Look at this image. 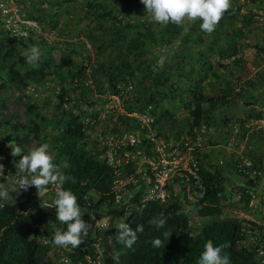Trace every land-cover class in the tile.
<instances>
[{
  "label": "trees",
  "instance_id": "trees-1",
  "mask_svg": "<svg viewBox=\"0 0 264 264\" xmlns=\"http://www.w3.org/2000/svg\"><path fill=\"white\" fill-rule=\"evenodd\" d=\"M53 1L51 5L62 8L49 9L46 0H20L30 18L57 28L62 22L63 6L61 2ZM80 4L77 0H66L65 8L75 10ZM108 6L103 0L86 1L83 12L85 18L79 19L78 23H88L87 40H96L93 45L98 54L103 57L106 53L108 56L91 65L82 63L76 72L78 77H82L91 68L93 83L99 93L120 95L119 87L133 85L138 91V86V97L125 103L126 110L129 113H148L154 118L152 126L158 132L157 138L164 137L173 143H181L178 139L181 133L175 129L173 135H164L161 131L162 121L172 119L176 123L173 119H176L175 114L180 108L190 114L188 134L194 137L197 131L195 128L211 122L223 109L232 107L228 105V98L239 93L231 81L233 75L226 77L225 71L242 65L240 54L242 41L247 36L245 29L248 28V33H252L250 26L253 27L254 17L260 18L259 13L249 11L242 16L243 7L237 5L224 13L213 32L205 33L200 30L199 19L189 26L183 21L180 27L174 24L152 28V22L146 21L128 22L125 28L121 24L119 13L115 14V10ZM254 6L259 8L261 5L254 3ZM121 11H126L130 17L132 15L129 7ZM72 23L74 22L70 21ZM91 23L93 28L90 27ZM70 24L66 22L63 25L65 28L61 26L60 30L67 29L72 35L73 27ZM70 28L72 29L69 30ZM76 34L79 36V32ZM205 35H208V40ZM33 44L39 46L41 55L38 61L29 64L25 52ZM6 45H18L23 54L10 61ZM51 45L46 42L40 44L18 41L0 29V93L13 90L19 91L22 97H29L34 95L26 93L30 85L34 83L37 87H42L35 92L33 99L31 97L32 103L28 100L27 124L17 122L12 125V119L8 116L4 123H0V164L5 173L0 176V185L3 186L0 190H7L13 196L12 200H8L5 193L0 196V264H54L51 259L52 251H61L58 256L66 264H117L113 259V254L117 251L119 264H199L204 246L208 243L214 246L224 245L223 251L229 255L231 264H258L255 252L242 243L243 238H248L242 232V225L247 221L235 214L223 217L227 209L248 211V196L243 190L240 192L242 199H236L234 193H238L237 186L227 191L221 179L222 170L214 174L206 163L199 167V178H191L194 183L195 211L188 209L186 188L178 178L174 180L179 184L178 193L173 192L174 185H170L168 203L151 202L142 207L144 190L135 186L126 196V201L116 202L114 186L117 176L114 169L101 158L104 154L102 146L99 144L96 149L93 147L94 142L92 144L88 141L87 127L73 111H62V104L69 102L66 98L68 90L65 86V70L72 67V53L63 54L57 67H54ZM46 46L50 49L47 50ZM255 48L264 56V44L256 45ZM212 55L217 56L216 63H213ZM163 56L165 59L160 64ZM228 60L231 61L227 62ZM69 75L73 77V73ZM52 78H57L61 86L57 105L52 104L48 97L51 95L45 96L46 92H50L47 84ZM210 78V83L222 79L228 81L218 96L208 93L204 86ZM243 91L241 89L240 92ZM87 92L92 93L90 89ZM149 106L151 108L147 112ZM49 109L51 115L46 113ZM249 116L254 115L250 112ZM257 116L261 117L262 114L258 113ZM119 121L126 129L138 130L141 127L137 119L121 118ZM222 122L227 123V118L224 117ZM40 125L53 127L55 134L48 138L54 144L53 162L58 166L60 174L68 177L61 187L76 195L82 219L92 225L88 236L75 249L51 243L55 231L66 228V225L55 219L52 201L56 184L47 186L48 194L43 201L29 192L19 197L12 190L14 178L18 176L13 161L19 157L5 154L4 150L11 149L6 144L19 145L22 148L21 155L25 154L29 136L34 132L38 133ZM172 137L177 139L173 140ZM224 139L217 144H222ZM145 144L147 143L143 141V145ZM208 156L198 152L199 159L202 157L205 161L210 158ZM256 163L261 166L260 160L258 162L256 159ZM161 213L167 217V222L164 228L156 229L149 221ZM103 219H108L110 226L98 229L97 223ZM122 223L128 224L133 230L138 225L143 227L130 249L117 239ZM164 232L168 235L164 236ZM156 237L162 240L159 248H153L150 243ZM97 243L100 244L99 249L96 248ZM97 249H102L101 253Z\"/></svg>",
  "mask_w": 264,
  "mask_h": 264
},
{
  "label": "rangeland",
  "instance_id": "rangeland-1",
  "mask_svg": "<svg viewBox=\"0 0 264 264\" xmlns=\"http://www.w3.org/2000/svg\"><path fill=\"white\" fill-rule=\"evenodd\" d=\"M48 3V8H62L58 6L51 5L54 1L53 0H46ZM65 1L66 0H55L56 2H61L63 9H62V21H66L70 24V21L74 22L70 24L69 30H71L73 33L72 36L69 34L68 30H59L58 27L55 29H58L59 40L55 41L51 48L52 51V58H53V65L54 67H57L59 64L62 55L72 53L71 55V62L72 67L70 69L65 70V73L67 74V79L65 86L68 90V103L62 104V111L63 110H71L73 113L79 117L80 120L84 123V125L87 127V139L88 141H91L92 144L94 142V148L98 149L96 146H99L101 142H99V136H97L98 133H100L102 136L107 135L108 133L113 132H119L124 129H126V126L124 124L120 123V119L124 118L126 119V113H129L126 110L125 104L127 101L134 100L138 97V92L140 88L137 89L132 86L124 87L125 85L119 87L121 89V94L117 95L119 101L117 102L113 97L114 96L111 92H104L99 93L97 88L95 87V83H93V77L91 73V68H88L84 75L82 77H78L76 72L79 69V66L84 63L85 65H91L94 62H101L104 59H106L108 56L106 53L102 57L100 54H98V51L96 50V47L93 45V42L95 41H89L87 40L88 36V23H78L79 19L85 18L83 12L86 8V1L89 0H77L78 4L80 6H77V8L74 10V8L70 11L67 10L65 7ZM113 1V0H111ZM105 2V5H109L108 7L112 8V10H115L114 13L118 14L119 17L122 20V25L126 28V24L128 22H152V28L154 27H161L163 28L165 25L158 24L154 21H152L151 16L146 12L145 6L140 2V0H115L113 3L106 4L107 0H103ZM254 3L260 4L261 6L258 8L254 6ZM113 5V6H112ZM237 5H242L243 9L241 11V15L247 14L249 11H253V13H259L260 18L254 17L252 33H248V28L245 29L246 31V38L244 41H242V52L240 54V57H242L243 62L242 65L234 68H228L225 73L226 77H229L233 75L231 78L232 83L234 85H237V90H244L243 92H238L239 94H233V97L231 99L228 98V105L232 107H229L228 109H223L222 112H219L216 114V116L211 120V122H208L207 124L212 123L216 126L218 130L224 131V129L229 125L228 123L233 122H243L244 120L249 121L248 124H252V121H259L260 118H264V56H262L257 49L255 48L256 45H262L264 44V0H231V5L229 9H233L232 7H236ZM129 7L130 11H132L131 17L127 15L126 11H121V9ZM129 14V13H128ZM258 15V14H257ZM70 18V19H69ZM69 19V21H67ZM198 20H185L187 25H191L194 22ZM84 21V20H83ZM78 23V24H77ZM182 23V22H181ZM176 23H169L167 25H174ZM59 25H64L60 22ZM58 25V26H59ZM90 27H94V25L91 23ZM179 27L181 26L180 23L177 24ZM64 27V26H63ZM76 27V28H74ZM47 28H54L51 24L47 25ZM65 28V27H64ZM79 28V29H77ZM76 29V30H75ZM67 32V33H66ZM79 32V36L76 34ZM99 35V34H98ZM206 39L208 40V35H205ZM107 39H105L106 41ZM86 41H88V45L86 44ZM107 42V41H106ZM47 47V46H46ZM49 46L46 48L48 50ZM50 49V48H49ZM6 51H9L10 57L8 58L10 61L16 60L18 56L22 53L21 48L18 45H6ZM26 53V52H25ZM23 54V53H22ZM212 61L213 63H216L217 56L212 55ZM164 56L160 59V64L164 61ZM231 60H228L229 62ZM230 69V70H229ZM69 73H73V77L69 75ZM224 74V75H225ZM47 84V87L50 88V92H46V95L51 100L53 105H57L59 101V93L60 88L58 83V79L52 78ZM211 82V78L207 79L204 83V86L208 93L211 95L218 96L223 92L225 86L227 85V80L222 79L221 81L215 80V82ZM248 83H251V85H248ZM81 85V86H80ZM59 86V87H58ZM42 89V87H37L34 85H30L26 89L27 95L34 94L33 96L29 97H22L21 93L19 91H13V90H7L0 93V123L5 120V117L8 116L12 119V125H15L17 122L21 123H28V116L26 114L27 107L29 106L28 100L30 103L33 102V98L35 97V92ZM88 89L92 91V93L87 92ZM242 93V95H240ZM32 97V99H31ZM256 99V100H254ZM257 101V102H256ZM231 102V104H230ZM252 103V104H249ZM108 105L110 107L113 105V109L110 110L108 114H105V108ZM151 107V106H150ZM252 110V111H250ZM51 109L49 111H46L48 115H51L50 113ZM250 112H252V117H250ZM138 114H141L137 112ZM258 113H261L262 116L258 117ZM176 119H173L176 123L172 121V119H169L167 121H162L163 131L164 135L170 134L173 135L176 129V132L181 133L180 137L178 139H187L189 138V127L188 123L190 122V114L187 110L180 108L177 110V113L175 114ZM227 118V123L222 122L223 118ZM262 118V119H263ZM4 123V122H3ZM120 125L116 127V125ZM242 124V123H241ZM41 126V125H40ZM257 125L256 123H253L249 127V132L252 133L250 137L248 138V141L251 142L256 146V148L259 150L260 153L256 155L255 153V159L261 161V164L264 162V149H261L264 147V141L257 132ZM159 131V130H158ZM53 127L48 128L46 126H41L38 133H33L29 136L30 141L25 146V154H27L30 150L34 149L35 147H38L42 143H47L49 145V152L50 154L54 155V144L48 140V138H52L54 133ZM224 133V132H223ZM163 135V134H162ZM179 135V134H177ZM41 137V138H40ZM46 137V138H45ZM46 139V140H45ZM172 139L176 140L177 138L172 137ZM226 141L224 139L223 143ZM171 142V141H170ZM263 142V144H261ZM6 146L8 148H11L14 146L13 144L7 143ZM218 146V145H213ZM259 146V147H257ZM8 150V151H7ZM4 150L5 154L8 153V156H12L11 152L12 149ZM3 152V154H4ZM135 169V166L131 163L126 164V160L122 164V171L121 176L118 179L117 182L120 180L126 181L127 176L133 172ZM17 171V170H16ZM129 171V172H128ZM128 172V173H126ZM230 178H232L230 176ZM16 179V178H14ZM231 180V179H230ZM5 193V196L8 200H12L13 196L7 191H3ZM29 194H35L38 199L44 200L46 195L48 194V191L44 192L43 194H38L37 189L35 186L29 187ZM126 210V208H125ZM128 211V210H127ZM225 212L223 217H228V215L233 214L235 212L229 211ZM240 213H244L243 211H237ZM124 214V213H123ZM126 214V212H125ZM124 214V215H125ZM235 215H238L235 213ZM230 218V217H229ZM54 250V249H53ZM61 251H52L51 252V259L54 260V264H66L64 259L60 256H58V253Z\"/></svg>",
  "mask_w": 264,
  "mask_h": 264
},
{
  "label": "built area",
  "instance_id": "built-area-1",
  "mask_svg": "<svg viewBox=\"0 0 264 264\" xmlns=\"http://www.w3.org/2000/svg\"><path fill=\"white\" fill-rule=\"evenodd\" d=\"M61 26L59 25V30ZM0 27L11 38L18 41L53 44L59 40L58 29L47 28L46 24L30 18L20 0H0ZM113 98L119 101L118 96ZM113 107V105L110 107L107 105L105 114H108ZM150 108L149 106L147 112ZM126 117L139 120L140 129L111 131L104 136L97 134L99 142L104 146L105 152L102 157L115 170L114 173L118 179L121 176L120 166L125 160L127 164L131 163L135 166L126 181L117 182L118 179L116 180L114 186L116 202L126 201V196L135 186L142 187L144 190L142 207L151 202L168 203L169 186L174 185V180L177 178L183 181V186L189 193L191 178L194 180L199 178L201 160L198 152L209 155L212 166L222 167L228 163H234L235 174L241 178H248L247 181L243 180L242 184L244 193L248 196V211L237 212L242 219L247 221L242 225V232L248 238H243L242 243L255 252L258 264H264V162L261 166L257 165L255 156L261 151L248 141L252 134L249 132V127L253 123H256L258 127L256 131L264 141V118H260L259 121L253 120L252 124H248L249 121L246 122V120L230 123L226 129L229 131L226 141L221 145L213 146L214 139L210 137L215 134L214 127L203 126L197 129L195 136L189 138L190 140L173 143L168 142L164 137L157 138L158 132L152 126L154 118L148 113H126ZM143 141L147 144L143 145ZM204 141L208 142L207 147L203 145ZM4 175V171L0 173V176ZM15 181L16 179L14 183ZM28 192L29 188L19 190L17 195L22 197ZM173 192H178L177 184ZM236 199H242V194L237 193ZM109 226L108 219L97 223L98 229H107ZM96 248H100L99 243L96 244ZM101 251L102 249L98 250L99 253Z\"/></svg>",
  "mask_w": 264,
  "mask_h": 264
},
{
  "label": "clouds",
  "instance_id": "clouds-1",
  "mask_svg": "<svg viewBox=\"0 0 264 264\" xmlns=\"http://www.w3.org/2000/svg\"><path fill=\"white\" fill-rule=\"evenodd\" d=\"M140 2L145 6L146 12L151 16L152 20L158 24H179L185 20H195L198 18L200 20V30L205 33H211L215 30L216 25L231 5V0H140ZM0 29L3 30L1 27ZM86 44L88 45V41H86ZM25 55L27 63L29 64L38 61L41 55L39 46L35 44L31 45L27 49ZM235 87L237 89V85ZM237 91L239 92L241 90ZM228 124L230 125V123ZM203 126H211L216 130L215 134L210 137V139H214V145H221L217 144V142L222 141L225 135L227 137L229 134V131H226L228 125L224 131L218 130L212 123L209 125L207 123H203L201 127ZM199 128L197 127L195 130ZM189 138H191V136H189ZM189 138L182 139L181 141L186 142L190 140ZM207 143L208 142L204 141L203 145L206 146ZM100 145L104 150L102 143H100ZM11 149V155L13 157H19V159L13 161L18 176L12 190L17 193L19 190H27L30 186H35L38 194H43L47 191L48 185L56 184L57 188L52 201L55 208V219L66 225V228L64 230L57 229L53 235L51 243L63 248L71 247L75 249L79 247L83 242V238L88 236L90 230L92 229V225L82 219L81 208L77 203L76 195L71 190L61 187L68 177L60 174L58 166L53 162V157L49 152V145L47 143H42L38 147L30 150L27 154L23 155H21L22 148L19 145L12 146ZM101 158L104 159L103 157ZM200 160L201 164L206 163L205 165H207L209 170L214 174H216L219 170H222L221 179H223V186L227 188V191H230L234 188V186H237L238 193L243 191V180L247 181L248 178H241L239 175L235 174L234 163H228L225 166L220 167L212 166L210 158L204 161L201 157ZM120 170L122 171V166H120ZM2 172L3 165L0 164V173ZM230 176L232 178H230ZM189 184L191 187L189 193H187L186 201L189 207L188 209L195 211L196 200L192 188L194 183L190 182ZM226 184H228V186H226ZM177 187L179 190V184H177ZM2 188L3 186L0 185V189ZM174 189H176V183L174 184ZM2 195H4V192L0 190V196ZM188 195L190 197H188ZM234 195H237V193H234ZM183 204H186V202H183ZM233 212L237 213V211ZM166 222L167 217L164 216L163 213L149 221V223L154 225L156 229L164 228ZM119 228L120 231L117 239L129 249L136 243L137 233L143 231V227L141 225H138L136 229L133 230L126 223L120 224ZM163 235L167 236L168 233L164 232ZM150 243L153 248H159L162 244V240L159 237H156L153 238ZM224 247V245L214 246L211 243L206 244L199 258V264H231L229 255L223 251ZM113 259L116 260L117 264H119L118 251L113 254Z\"/></svg>",
  "mask_w": 264,
  "mask_h": 264
},
{
  "label": "crops",
  "instance_id": "crops-1",
  "mask_svg": "<svg viewBox=\"0 0 264 264\" xmlns=\"http://www.w3.org/2000/svg\"><path fill=\"white\" fill-rule=\"evenodd\" d=\"M115 0H113V1H111V0H107V2H106V4H109V3H113ZM114 4V3H113ZM113 6V5H112ZM70 19V18H69ZM69 19H67V21L69 20ZM61 20H62V18H61ZM61 23H63L64 24V26H65V23H66V21H62ZM227 171V170H226ZM226 186H228V184H226Z\"/></svg>",
  "mask_w": 264,
  "mask_h": 264
}]
</instances>
